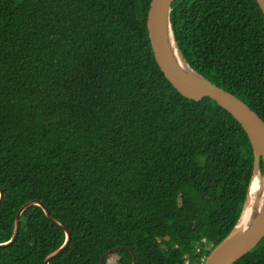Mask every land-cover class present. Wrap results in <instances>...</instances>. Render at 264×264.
Returning a JSON list of instances; mask_svg holds the SVG:
<instances>
[{
	"label": "trees",
	"instance_id": "16d2710c",
	"mask_svg": "<svg viewBox=\"0 0 264 264\" xmlns=\"http://www.w3.org/2000/svg\"><path fill=\"white\" fill-rule=\"evenodd\" d=\"M151 0H0V244L40 200L71 233L50 264H200L243 212L254 153L216 102L182 96L155 60ZM178 46L264 120L256 0H175ZM263 168V163H262ZM46 192V194H44ZM66 242L43 208L0 264H45ZM234 264H264V239Z\"/></svg>",
	"mask_w": 264,
	"mask_h": 264
},
{
	"label": "water",
	"instance_id": "95a60500",
	"mask_svg": "<svg viewBox=\"0 0 264 264\" xmlns=\"http://www.w3.org/2000/svg\"><path fill=\"white\" fill-rule=\"evenodd\" d=\"M174 1L151 0L148 12L147 28L158 67L178 93L185 98L193 101H202L208 98L230 113L246 132L253 148V177L241 217L230 235L211 253L206 261V264H234L255 249L264 239V120L242 100L213 84L190 66L178 46L172 26L171 15ZM256 1L264 14V0ZM256 178H259L260 182L259 206L251 219L243 220L251 186ZM3 197L4 192L0 189V204ZM34 205L43 208L47 218L66 233L64 245L46 258L45 264H50L68 247L71 233L63 224L53 218L48 207L40 200L29 201L20 209L16 217L12 239L0 244V248L9 247L17 240L21 217L28 208ZM121 250L130 249L127 247L114 248L101 258L100 264ZM135 262L136 255L133 253V264Z\"/></svg>",
	"mask_w": 264,
	"mask_h": 264
},
{
	"label": "bare ground",
	"instance_id": "6f19581e",
	"mask_svg": "<svg viewBox=\"0 0 264 264\" xmlns=\"http://www.w3.org/2000/svg\"><path fill=\"white\" fill-rule=\"evenodd\" d=\"M259 190H260V182H259V178H256L251 186L243 220L251 219L252 216L256 213V210L259 206V200H258Z\"/></svg>",
	"mask_w": 264,
	"mask_h": 264
},
{
	"label": "built area",
	"instance_id": "2783aa9c",
	"mask_svg": "<svg viewBox=\"0 0 264 264\" xmlns=\"http://www.w3.org/2000/svg\"><path fill=\"white\" fill-rule=\"evenodd\" d=\"M206 261H207V258H203L201 259L200 264H206Z\"/></svg>",
	"mask_w": 264,
	"mask_h": 264
},
{
	"label": "rangeland",
	"instance_id": "374dc122",
	"mask_svg": "<svg viewBox=\"0 0 264 264\" xmlns=\"http://www.w3.org/2000/svg\"><path fill=\"white\" fill-rule=\"evenodd\" d=\"M44 194H46V192H44Z\"/></svg>",
	"mask_w": 264,
	"mask_h": 264
}]
</instances>
